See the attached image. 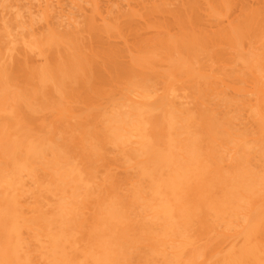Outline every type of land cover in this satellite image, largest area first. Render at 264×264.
Returning <instances> with one entry per match:
<instances>
[{
    "label": "bare ground",
    "instance_id": "6f19581e",
    "mask_svg": "<svg viewBox=\"0 0 264 264\" xmlns=\"http://www.w3.org/2000/svg\"><path fill=\"white\" fill-rule=\"evenodd\" d=\"M0 264H264V0H0Z\"/></svg>",
    "mask_w": 264,
    "mask_h": 264
}]
</instances>
